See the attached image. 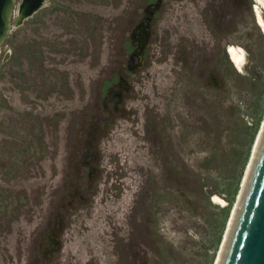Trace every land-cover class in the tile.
<instances>
[{"label":"rangeland","instance_id":"rangeland-1","mask_svg":"<svg viewBox=\"0 0 264 264\" xmlns=\"http://www.w3.org/2000/svg\"><path fill=\"white\" fill-rule=\"evenodd\" d=\"M156 3L16 1L0 49V264L219 263L264 128L258 6L163 0L131 68Z\"/></svg>","mask_w":264,"mask_h":264},{"label":"water","instance_id":"water-1","mask_svg":"<svg viewBox=\"0 0 264 264\" xmlns=\"http://www.w3.org/2000/svg\"><path fill=\"white\" fill-rule=\"evenodd\" d=\"M16 0H0V49L11 31ZM221 264H264V137Z\"/></svg>","mask_w":264,"mask_h":264},{"label":"bare ground","instance_id":"bare-ground-1","mask_svg":"<svg viewBox=\"0 0 264 264\" xmlns=\"http://www.w3.org/2000/svg\"><path fill=\"white\" fill-rule=\"evenodd\" d=\"M17 1V0H16ZM254 3L258 6V9L256 11V15H257V19H258V22L262 28V30L264 31V0H253ZM15 5H16V2H15ZM15 9V8H14ZM14 14V13H13ZM30 14H32V12H30ZM22 17H25V16H22ZM13 18V16H12ZM11 28H12V19H11ZM232 57H233V60H234V64L237 68V70L240 72V73H243L245 68H246V64H247V52H244V51H241V50H234L232 52ZM264 137V128H263V131H262V134L256 144V148L254 150V156H253V161H252V165H251V168H250V172H249V175H248V178H247V181H246V184H245V187L244 189L242 190V195H241V198L239 200V204L237 206V209L235 210L234 212V215L232 217V220H231V227H230V230H229V233H228V237H227V240H226V243H225V246H224V249L221 253V256H220V260H219V263L217 264H221V261H222V258H223V255H224V252H225V247L227 245V242H228V239H229V235H230V232H231V229H232V226H233V223L235 221V218H236V215H237V212H238V209H239V205L241 203V200H242V197L244 195V192H245V189H246V186H247V183H248V180H249V177H250V173L252 171V167L254 165V161L256 159V156H257V153H258V150H259V147L261 145V142H262V139ZM214 202L217 204V205H220L222 207H226L228 204L225 200L219 198V197H215L214 198Z\"/></svg>","mask_w":264,"mask_h":264},{"label":"flooded vegetation","instance_id":"flooded-vegetation-1","mask_svg":"<svg viewBox=\"0 0 264 264\" xmlns=\"http://www.w3.org/2000/svg\"><path fill=\"white\" fill-rule=\"evenodd\" d=\"M162 1L163 0H157L155 6L152 7L153 10L148 11L150 16H148L146 21L144 23H141L131 34V43L135 45L133 51L131 50L132 52H134V54L131 55V68L139 66V64H141L144 59L145 52L150 45L149 28L152 19L155 16V13L158 9H160V4ZM41 4L42 3L37 6L36 10H38V8L40 9ZM136 58L137 63L135 60Z\"/></svg>","mask_w":264,"mask_h":264}]
</instances>
